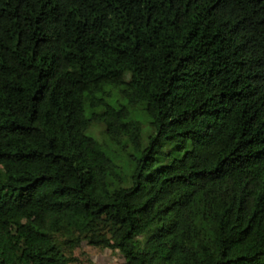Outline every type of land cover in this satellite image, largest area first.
Wrapping results in <instances>:
<instances>
[{"label": "trees", "instance_id": "obj_1", "mask_svg": "<svg viewBox=\"0 0 264 264\" xmlns=\"http://www.w3.org/2000/svg\"><path fill=\"white\" fill-rule=\"evenodd\" d=\"M83 242L264 264V0H0V264Z\"/></svg>", "mask_w": 264, "mask_h": 264}, {"label": "rangeland", "instance_id": "obj_2", "mask_svg": "<svg viewBox=\"0 0 264 264\" xmlns=\"http://www.w3.org/2000/svg\"><path fill=\"white\" fill-rule=\"evenodd\" d=\"M95 134L102 136V127H95ZM74 255L78 257L76 264H128L126 258L118 251L109 248L96 247L87 242L76 248Z\"/></svg>", "mask_w": 264, "mask_h": 264}]
</instances>
